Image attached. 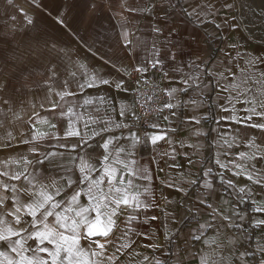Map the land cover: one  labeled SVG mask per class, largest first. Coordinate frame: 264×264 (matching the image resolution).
<instances>
[{"label":"snow or ice","instance_id":"obj_1","mask_svg":"<svg viewBox=\"0 0 264 264\" xmlns=\"http://www.w3.org/2000/svg\"><path fill=\"white\" fill-rule=\"evenodd\" d=\"M78 5L90 21L107 13L120 22L122 39L111 45L100 32L73 33L91 65L32 37L35 19L21 8L28 30L0 35V264H264V48L246 47L250 36L234 42L250 31L235 0H64L58 24L68 28ZM137 18L153 21L151 42L135 37ZM181 22L218 41L217 56L188 62L196 38ZM137 50L150 55L130 65ZM129 66L135 88L124 79ZM149 72L167 81V99L141 122L137 105L117 97L138 94ZM161 162L186 164L187 175ZM163 188L192 200L183 219L182 202Z\"/></svg>","mask_w":264,"mask_h":264},{"label":"crops","instance_id":"obj_2","mask_svg":"<svg viewBox=\"0 0 264 264\" xmlns=\"http://www.w3.org/2000/svg\"><path fill=\"white\" fill-rule=\"evenodd\" d=\"M37 3L41 4L42 7H32L31 0L24 1V5L22 4V6L19 7L35 19V26L31 29L30 35L41 40H50L52 42H55L58 47L64 48L73 57H76L78 54L80 58H83L81 59L82 63H88L89 65H91L95 63V61L91 60V58L88 57V53L82 48H80L77 41L73 38V33H75L76 36H84L86 33L95 35L96 32H100L103 34L104 37L107 38V42L109 45H111L113 42L118 41L119 39H122V37L120 36L121 28L119 20L109 19L107 13H105L103 17L97 21H90L88 15L84 12L82 5H78L67 17L66 23L69 27L64 28L57 22V14H64V0H37ZM235 4L237 7V19L243 25V23H246V21L243 20L242 13L240 11V6L236 0ZM13 15L15 16L14 20L12 19ZM112 15L115 16V13H113ZM179 19V17L174 18V20ZM152 23L153 21L147 18L135 19L132 22L134 29H138V31L135 32V37H139L140 39L151 42L154 35L150 31ZM28 28L29 26H26L24 17L18 11L10 12L7 16H3L2 14H0V35H3L8 38H12L14 35L17 34L23 36L24 32L28 30ZM180 30H182L183 32H192L194 37L196 38L195 40H193V47L190 50L188 57L186 58L188 62H191V60L197 59L198 57L209 58L217 56L218 41L206 37L200 32H194L189 25L184 24L182 22L180 24ZM249 36L251 37V39L247 40L246 47H248L249 49L257 50L264 48V42L260 41L259 38H257L251 31L238 33L234 36L233 39L234 42L238 41L239 43L244 44L245 40ZM135 37H133V39H135ZM97 46L99 47V44ZM148 55H150V52L148 50H137V52L135 53V57L129 62V64H138L141 60H143L145 56ZM64 63H68V61L65 60ZM99 70L105 73H112V75L109 76L110 79L115 78L116 76L115 70L111 69L110 67H103ZM132 70V67L129 66L128 72L131 73ZM124 79L129 83L128 75H125ZM91 94L93 95V97H95L97 95L96 90H91ZM112 94L113 93H109L103 89L99 92V95L111 96ZM124 96H127L128 99H122ZM182 99H184V97H182ZM121 102L126 104L133 103L131 92L124 93L118 96L117 103L119 104ZM161 123L166 125L167 122L161 121ZM41 128L43 130V126H41ZM177 135L181 138H184L187 143H193L195 140V138L188 140L187 132L178 131ZM160 143L162 146V150L168 149L167 144H165L164 142ZM176 148L177 151H190V149H180L178 144L176 145ZM214 151L215 150L211 147L210 144L204 149L206 164L207 158L212 156L214 154ZM98 154V152L93 153V155ZM140 155L142 157H146L148 154L142 151ZM0 159H3V157L0 156ZM165 159L167 160V157ZM177 160L182 164L184 163L183 157H177ZM168 163H171V161H168ZM161 166L165 168V172H168L172 176H176L177 172H185V175H187L186 169L189 168V166L185 164L184 168L177 170H169L167 168V164H164L163 162H161ZM152 167H156V165H152ZM190 170L192 172H199V168L197 166H192ZM165 178L166 177L164 173H159V175L155 178V185L158 190V195L162 188L160 181ZM162 190L164 194L168 195V198L170 200L176 202V206L180 205V203L182 202L183 206L178 207L177 210L181 216V219H183V216L188 214L186 211H184V209L188 208L191 205L192 200L184 197L181 193H177L174 189L163 188ZM192 198H195V189L192 190ZM161 206H164L163 200H161ZM156 214L160 216V219L158 221L153 222V231H155L158 235V242L163 244L165 231L164 215L159 210H156ZM189 226L191 227V225ZM141 251H143V249H141Z\"/></svg>","mask_w":264,"mask_h":264},{"label":"built area","instance_id":"obj_3","mask_svg":"<svg viewBox=\"0 0 264 264\" xmlns=\"http://www.w3.org/2000/svg\"><path fill=\"white\" fill-rule=\"evenodd\" d=\"M139 74L131 71V77H129V84L132 88L137 87L135 81L139 79ZM156 85L159 86L161 91H156ZM167 86L166 80L162 79L160 74L149 72L147 74V82L139 85L140 92L138 94L132 95L133 103L137 105L136 111L141 116V122L144 120H152L159 113L155 112V108L166 101L167 97L162 91ZM143 104L144 107L139 105Z\"/></svg>","mask_w":264,"mask_h":264},{"label":"rangeland","instance_id":"obj_4","mask_svg":"<svg viewBox=\"0 0 264 264\" xmlns=\"http://www.w3.org/2000/svg\"><path fill=\"white\" fill-rule=\"evenodd\" d=\"M26 0H14V5H10L8 0H0V14L9 15L10 12H15L16 8L24 5ZM240 6L242 17H247L246 23L250 31L264 42V14L257 15L264 9V0H236ZM254 10V11H253Z\"/></svg>","mask_w":264,"mask_h":264}]
</instances>
